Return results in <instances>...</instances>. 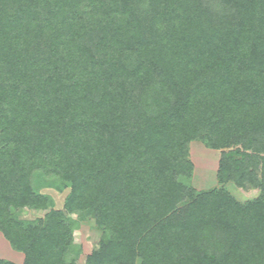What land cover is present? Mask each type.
I'll return each mask as SVG.
<instances>
[{"label":"trees","instance_id":"trees-1","mask_svg":"<svg viewBox=\"0 0 264 264\" xmlns=\"http://www.w3.org/2000/svg\"><path fill=\"white\" fill-rule=\"evenodd\" d=\"M88 220L85 264H264V0H0V232L79 264Z\"/></svg>","mask_w":264,"mask_h":264},{"label":"rangeland","instance_id":"rangeland-1","mask_svg":"<svg viewBox=\"0 0 264 264\" xmlns=\"http://www.w3.org/2000/svg\"><path fill=\"white\" fill-rule=\"evenodd\" d=\"M221 150L207 148L201 141H193L190 144V155L194 162V171L189 183L197 190L209 189L217 186V170L219 165ZM227 189L242 202L256 198L260 190L257 188L238 187L234 182L226 185ZM43 193L49 194L54 199V208L63 209L65 197L69 189L60 191L56 188H43ZM46 211L27 210L22 218L35 219L42 217ZM75 217V216H74ZM75 242L82 246V254L79 264H85L87 254H89L98 243L100 230H97L93 220L84 221L75 228ZM0 256L11 259L15 264L23 263V254L15 250L9 241L0 232Z\"/></svg>","mask_w":264,"mask_h":264},{"label":"crops","instance_id":"crops-1","mask_svg":"<svg viewBox=\"0 0 264 264\" xmlns=\"http://www.w3.org/2000/svg\"><path fill=\"white\" fill-rule=\"evenodd\" d=\"M22 253V252H21ZM1 254V253H0ZM23 254V253H22ZM0 258H4V259H8V258H6V257H2V256H0ZM10 261H12L11 259H9ZM12 262H14V261H12ZM15 263V262H14ZM23 263H24V254H23Z\"/></svg>","mask_w":264,"mask_h":264}]
</instances>
